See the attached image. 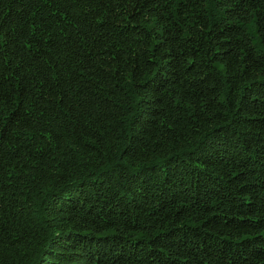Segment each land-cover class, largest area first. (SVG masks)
<instances>
[{"label": "trees", "instance_id": "16d2710c", "mask_svg": "<svg viewBox=\"0 0 264 264\" xmlns=\"http://www.w3.org/2000/svg\"><path fill=\"white\" fill-rule=\"evenodd\" d=\"M0 264H264V0H0Z\"/></svg>", "mask_w": 264, "mask_h": 264}]
</instances>
